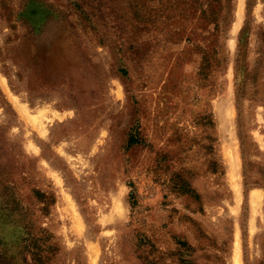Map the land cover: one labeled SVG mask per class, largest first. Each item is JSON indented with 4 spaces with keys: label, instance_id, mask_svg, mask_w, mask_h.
<instances>
[{
    "label": "rangeland",
    "instance_id": "rangeland-1",
    "mask_svg": "<svg viewBox=\"0 0 264 264\" xmlns=\"http://www.w3.org/2000/svg\"><path fill=\"white\" fill-rule=\"evenodd\" d=\"M0 264H264V0H0Z\"/></svg>",
    "mask_w": 264,
    "mask_h": 264
}]
</instances>
